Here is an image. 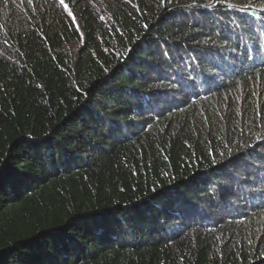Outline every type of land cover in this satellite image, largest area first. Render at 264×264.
Returning a JSON list of instances; mask_svg holds the SVG:
<instances>
[{
    "label": "trees",
    "instance_id": "obj_1",
    "mask_svg": "<svg viewBox=\"0 0 264 264\" xmlns=\"http://www.w3.org/2000/svg\"><path fill=\"white\" fill-rule=\"evenodd\" d=\"M65 3L0 0V264H264V2Z\"/></svg>",
    "mask_w": 264,
    "mask_h": 264
},
{
    "label": "snow or ice",
    "instance_id": "obj_2",
    "mask_svg": "<svg viewBox=\"0 0 264 264\" xmlns=\"http://www.w3.org/2000/svg\"><path fill=\"white\" fill-rule=\"evenodd\" d=\"M29 3L32 2V0H28ZM129 2H131V0H129ZM161 2H163V0H161ZM262 2H264V0H262ZM59 3L65 8L66 11H68V15L72 16V12L69 9V5L65 3V0H59ZM101 19H103V17H101Z\"/></svg>",
    "mask_w": 264,
    "mask_h": 264
}]
</instances>
